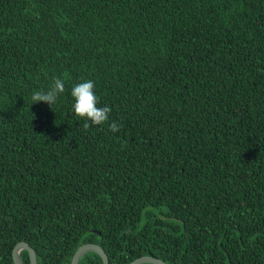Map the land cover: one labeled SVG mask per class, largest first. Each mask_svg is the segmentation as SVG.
Returning <instances> with one entry per match:
<instances>
[{
  "label": "trees",
  "instance_id": "16d2710c",
  "mask_svg": "<svg viewBox=\"0 0 264 264\" xmlns=\"http://www.w3.org/2000/svg\"><path fill=\"white\" fill-rule=\"evenodd\" d=\"M53 77L58 102L32 104ZM85 79L111 108L87 130ZM19 242L37 264L87 243L264 264V0H0V264Z\"/></svg>",
  "mask_w": 264,
  "mask_h": 264
},
{
  "label": "clouds",
  "instance_id": "9594fccd",
  "mask_svg": "<svg viewBox=\"0 0 264 264\" xmlns=\"http://www.w3.org/2000/svg\"><path fill=\"white\" fill-rule=\"evenodd\" d=\"M65 92V82L60 77H53L52 83L47 90H34L31 96L32 104L46 103L51 108L55 105L61 95ZM71 96L74 100V114L86 121L84 128L87 130L90 126H101L109 121L111 108L109 106L100 107L99 98L95 92V82L92 80H82L74 84L71 89ZM120 126L116 122L110 125V131L118 132Z\"/></svg>",
  "mask_w": 264,
  "mask_h": 264
},
{
  "label": "water",
  "instance_id": "95a60500",
  "mask_svg": "<svg viewBox=\"0 0 264 264\" xmlns=\"http://www.w3.org/2000/svg\"><path fill=\"white\" fill-rule=\"evenodd\" d=\"M22 251H26L28 253L30 264H37L35 251L29 246V244L25 242H19L13 248L12 250L13 264H23L20 258V253ZM87 253H95L100 257L102 264H109L107 255L105 254L104 250L99 245L93 243H87L81 245L73 254L70 264H78L80 259ZM129 264H166V263L156 257L142 256L133 260Z\"/></svg>",
  "mask_w": 264,
  "mask_h": 264
}]
</instances>
